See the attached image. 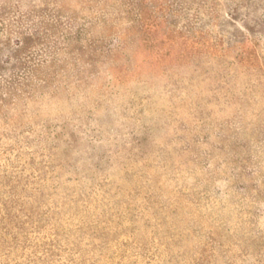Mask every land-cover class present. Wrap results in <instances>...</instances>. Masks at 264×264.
<instances>
[{
  "label": "rangeland",
  "instance_id": "rangeland-1",
  "mask_svg": "<svg viewBox=\"0 0 264 264\" xmlns=\"http://www.w3.org/2000/svg\"><path fill=\"white\" fill-rule=\"evenodd\" d=\"M0 264H264V0H0Z\"/></svg>",
  "mask_w": 264,
  "mask_h": 264
}]
</instances>
